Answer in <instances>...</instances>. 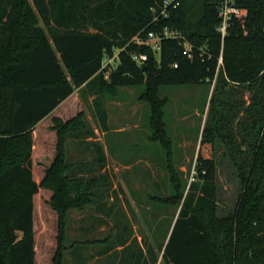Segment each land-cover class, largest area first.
Masks as SVG:
<instances>
[{"label": "trees", "instance_id": "1", "mask_svg": "<svg viewBox=\"0 0 264 264\" xmlns=\"http://www.w3.org/2000/svg\"><path fill=\"white\" fill-rule=\"evenodd\" d=\"M158 1L0 0V264H36L34 199L39 183L33 174L31 134L77 88L100 95L95 99L97 116L109 130L101 99L108 84L213 79L222 49L220 0H183L170 18L156 23L151 7ZM235 3L247 15L233 17L224 38L220 87L213 91L202 129L195 179L188 184L169 154L172 192L156 197L175 204L178 213L169 221L164 247L159 253L151 246L139 247L132 257L136 264H264V0ZM165 26L182 32L194 45L192 59L177 40L163 41L159 59L149 45L131 41ZM122 47L120 62L107 77L103 59ZM133 52L147 53L148 59L138 64ZM143 94L152 99L149 91ZM158 114L157 124L161 121L164 128ZM85 128L70 130L66 139ZM98 151L104 160L102 148ZM219 153L238 183L232 207L221 199ZM66 159H58L65 174L85 180L73 176ZM90 203L93 193L84 202ZM59 241L54 264H62L60 255L67 249L64 233Z\"/></svg>", "mask_w": 264, "mask_h": 264}, {"label": "rangeland", "instance_id": "2", "mask_svg": "<svg viewBox=\"0 0 264 264\" xmlns=\"http://www.w3.org/2000/svg\"><path fill=\"white\" fill-rule=\"evenodd\" d=\"M246 15L244 9L241 17ZM218 78L214 86L208 80L108 84L101 99L108 110L109 130L97 116L99 94L77 88L35 125L31 135L33 174L39 183L34 199L36 264H54L60 233L67 246L60 255L62 264H136L132 257L139 247L151 246L159 253L167 242L169 221L178 213L175 204L156 197L172 192L167 158L170 154L188 184L195 179L202 129L213 91L220 87ZM159 111L164 128L161 121L157 124ZM85 126L66 139L70 130ZM98 147L104 160L99 159ZM204 153L209 156L210 147ZM220 155L216 159L221 199L232 207L238 183ZM64 157L72 164L73 176L85 180H71L65 174L64 162L58 161ZM49 168L56 170L49 174ZM92 193L93 203L85 205Z\"/></svg>", "mask_w": 264, "mask_h": 264}, {"label": "built area", "instance_id": "3", "mask_svg": "<svg viewBox=\"0 0 264 264\" xmlns=\"http://www.w3.org/2000/svg\"><path fill=\"white\" fill-rule=\"evenodd\" d=\"M183 0H160L155 5L151 7V10L154 14L153 22H160L163 19H168L171 17V10L177 8L181 5ZM219 8V16L221 17V23L218 27L221 36H222V49L221 53L218 57L217 69L213 79H208V81H212L213 86L215 85V79L218 76L219 69L223 65V42L224 38L227 35L228 27L230 25L233 17H241L243 13V8L236 5L235 0H220L218 5ZM165 39H173L179 41L183 46V54L188 58L192 59L195 55L194 45L186 38V36L178 31L171 29L169 26H165L160 31H149L147 38L144 39L140 34L133 37L131 41L135 43H145L149 45L153 51L156 53L158 59L162 50V43ZM125 49L115 48L114 53L112 55H106L103 59L104 67H109L106 71L105 75H108L112 68L116 67L120 62L119 53ZM203 49H201V55L203 54ZM131 57L138 64H144L148 59V54L143 52H133ZM174 67H178V63H174ZM109 76V75H108ZM107 76V77H108ZM194 178V177H193Z\"/></svg>", "mask_w": 264, "mask_h": 264}, {"label": "crops", "instance_id": "4", "mask_svg": "<svg viewBox=\"0 0 264 264\" xmlns=\"http://www.w3.org/2000/svg\"><path fill=\"white\" fill-rule=\"evenodd\" d=\"M60 105H61V104H60ZM60 105H59V106H60ZM59 106H58V107H57V108H56L51 114H53V113L59 108Z\"/></svg>", "mask_w": 264, "mask_h": 264}]
</instances>
